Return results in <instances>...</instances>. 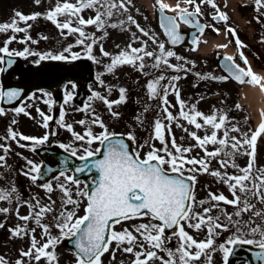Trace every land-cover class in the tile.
<instances>
[{
    "label": "snow or ice",
    "instance_id": "6c2138e0",
    "mask_svg": "<svg viewBox=\"0 0 264 264\" xmlns=\"http://www.w3.org/2000/svg\"><path fill=\"white\" fill-rule=\"evenodd\" d=\"M35 2L39 4L40 0H35ZM255 2L257 10L264 7V0H255ZM131 3L132 0H77V3L69 2V0H64L61 3L58 0L52 9L47 11L45 18L53 22L62 33L67 30L69 35H76V44L84 46L87 58L95 59L92 52L98 38L95 34L89 35L84 28L95 26L98 31H104L106 26L112 28L122 27L126 23L125 21L111 24L108 21L114 15L119 16L128 12ZM183 3L191 6L192 10H189L187 6L181 7L179 3L172 7L164 3L163 0H157L158 9L162 13L160 23L171 45H177L184 39L178 32V20L198 29L199 33L203 34L207 26L201 24L198 19L201 14V4L208 3L213 8L217 7L214 0H200V3H197L196 0H183ZM85 9H93L95 16L85 20L81 15ZM165 10L176 12L177 15H164ZM40 15V13L24 15L15 12L11 22L0 23V32L27 33L31 25L19 27V23L24 22L27 24L28 21H34ZM61 16L66 17V19L60 21L58 17ZM213 19L227 21L228 17L225 13L218 12V15L214 16ZM73 21H75L76 26H73ZM127 22L135 25L142 36L148 37L155 45V50L148 49V40H140L138 36L133 34L132 43L138 41L141 47H133L130 43L117 55L111 57V63L107 66V71L111 73L119 65H130L143 71L147 66L145 63L146 58L152 60L151 68L160 71V75L147 82L146 89L150 98L161 100L163 117L157 118L153 122V138L158 140L162 147L157 149L149 145L151 150L145 153L142 158L139 151L130 150L129 143L125 142L124 134L110 133L103 120L95 115H93L91 123L102 129L100 134H94L91 127H89L82 135L72 131V125H67L68 130L72 131L75 141L82 142V145L86 146L80 148L65 144L59 146L69 151L73 157L77 156L78 151L81 152L78 158L83 163L73 169V175H67L65 171H60L56 179L64 177L65 181L76 187V196L86 199V206L83 209L84 214L78 215L77 208L80 200L73 199L71 189L66 184L58 185L64 194L62 210L53 217L55 220L54 226L59 230L60 237H52L49 226L41 223L46 214L56 211L52 206L55 204L54 201L49 205H40L39 200L35 204H29L30 213L27 216H19L17 209L19 219L24 221L33 219L36 225L42 229L43 235L47 236L46 242L41 244L35 238V229H31L30 247L27 251L20 253L21 257L32 259L36 264H39L42 259L52 264L57 258L54 251H49V249L54 248L62 237L65 239L75 238L76 264H102V256L109 252V248L114 242L118 249L134 257L131 264H156L157 261L159 264H196L202 257L206 258L207 264H211L209 250L213 249L216 238L221 232H227L231 229L232 235L228 236L219 245V250L223 253V264H228L230 256L243 245H254L258 249L254 253V259L259 261L260 264H264V208L257 209L256 204L252 202L256 200L264 205V168L256 167V143L258 138L264 134V122L250 135L244 133L239 138L230 136V132H239V128L233 126L229 129L226 126L228 120L226 114L205 115L196 109L195 104L186 105L183 100H179L180 92L176 85L181 77L179 75L166 76L164 70L171 69L173 72L187 73L188 69L183 63L173 64L169 60V58H175L183 61L184 58L178 56L175 51L166 49L165 43L158 41L155 34H150L143 29L132 15H128ZM214 31L219 33V29H214ZM227 31L235 37L236 44L243 47L239 38L236 37L235 30L227 29ZM15 39V36H11L4 42V46L0 47V54H3L0 55V64L11 67L14 63L11 57L26 55H37L41 60L63 61L69 59L63 53H45L41 55L31 52L27 47L23 51H10L8 45ZM99 39H102V37ZM28 40H31V37L26 35L20 42L27 43ZM191 43L198 48L200 39L195 33L192 36ZM221 47L226 48L227 45ZM197 48L192 50L195 51ZM101 50L104 56L110 55L103 49ZM65 52L71 53V60L81 58L79 53L71 52V46L66 48ZM240 57L247 69L236 64L232 56L223 58L226 61L224 67L228 73L241 84H260L264 77L253 72L243 52L240 53ZM6 70V68L0 67V72ZM201 78L228 79L225 76L212 74L202 75ZM97 80L100 81L99 76H97ZM164 81H167V83H162ZM100 82L103 83V81ZM72 87L75 88V85L73 84ZM126 91V89L120 88L119 99L115 101L107 100L98 92H94L90 100L93 98L100 99L111 110L114 104L125 102ZM169 94L175 95L178 99L180 109L178 116H174L169 110L174 107L169 104ZM44 95L49 97L44 103L51 104V94L44 93ZM20 96V90L9 89L4 91L0 88V100L11 103ZM72 100L73 94L66 92L64 103L67 104ZM90 107V104H86L80 110L87 111ZM236 107L239 108L240 106L237 105ZM14 111L17 114L29 115L24 106L16 107ZM37 111L43 119V127L47 129L53 116L47 115L39 109ZM3 114H5V109L0 107V115ZM111 114L113 116L118 115L115 112ZM64 116L65 113L62 111L59 117L62 126ZM136 119L139 121L140 117L138 116ZM180 119L194 126L196 130L205 131L202 137L197 134V131L189 133L190 138L196 142L194 146L183 147L177 144L174 136H171L172 122ZM201 119L203 123L199 122ZM12 123H15V120ZM78 123L86 125L87 121L81 120ZM177 127L187 132L183 125L177 123ZM165 130L171 136V148H169L168 141L165 139ZM221 131L223 132L222 137L218 135ZM18 137L20 140L30 141L32 151L36 150L37 145H43L49 139L48 134L39 138L26 136L12 130L11 127L5 139H11L18 143ZM135 139V135L131 132L127 134L128 141H135ZM94 143H98L101 148L105 149L103 154H101V148L93 149L91 147ZM209 145L214 146V150L209 151ZM20 146L24 147V145ZM194 148L203 150L204 156L201 158L189 157L188 154ZM0 150L6 154L10 151V147L0 144ZM241 154L249 157L247 165L244 167H240L236 163V156ZM97 156H102V158L96 159ZM213 159H216L220 164V170H210V163ZM5 162L6 155H0V166H4ZM27 164L29 168L22 173L23 175L28 176L33 182L42 178L44 175L42 172L43 165L36 164L32 160H28ZM229 167L236 170L235 174H229L226 171ZM93 170L95 171V177L90 180V185L85 184L84 188L81 189V180L78 174L92 173ZM48 171L52 172L53 169H48ZM186 172L188 175H185ZM200 173L219 178L227 185L232 199H229L223 193L209 192L207 199L197 201L195 198V182L197 175ZM42 187L49 193L53 191L51 183H44ZM15 192V187L11 189L0 188V201L10 203ZM221 203L230 205L236 210L233 213H228L225 209L220 208ZM205 204L210 206L204 207ZM68 205L73 207L69 209ZM196 207L201 208L202 211H195ZM9 211L8 208H0V213L6 214ZM213 212L219 214L213 215ZM248 213H251V216L247 220L243 219V216ZM142 217H150L151 221L154 222L141 223L134 226L132 230L127 228L122 231L114 230L115 225L120 224L122 221ZM185 225L197 232L202 228H206V238L197 240L185 230ZM0 227H3V225L0 224ZM10 232L12 236L20 237L27 235L29 230L17 226ZM173 237L178 241L175 249L167 247ZM123 245L127 246L122 247ZM159 252H164L167 258L159 255ZM0 264H7L3 257H0ZM16 264H24L23 259L17 260Z\"/></svg>",
    "mask_w": 264,
    "mask_h": 264
},
{
    "label": "rangeland",
    "instance_id": "374dc122",
    "mask_svg": "<svg viewBox=\"0 0 264 264\" xmlns=\"http://www.w3.org/2000/svg\"><path fill=\"white\" fill-rule=\"evenodd\" d=\"M35 0H0V23H8L11 22V20L14 18V13L15 12H20L24 15H30L34 13H40L44 10H46L47 7H54L58 0H41L39 4L35 5L34 3ZM77 1V0H73ZM59 2L63 3L64 0H59ZM88 14L90 17L95 16V11L93 9H85L81 15ZM60 19V18H58ZM66 18L61 19L60 21L65 20ZM86 20V19H85ZM109 24L111 23H118L117 21V15H114L110 21H108ZM28 25H31V27L28 29L27 33H14L12 31L8 32H0V47L4 46V42L8 40L12 35L16 37V39L8 45L9 49H14L11 48L10 46L17 47L15 46L17 44V40L21 37L30 36L31 38L33 36L37 37L39 42L37 43H32L30 46L31 48L35 50H39L37 53L42 54L45 49L49 48H55L54 50H59L63 49L65 50L66 48H69L71 46L72 49H79L81 50L82 46L76 44L77 36L76 35H69L67 33V30H64L63 33L61 32L60 29L56 27L55 24H47L46 27H43L42 21L40 19H36L34 21H28L27 24L24 22L19 23V27H27ZM73 26H76L75 21H73ZM125 27V23L123 24L122 28H112V27H107L104 31H109L106 32L105 36V43H106V48L107 51L110 55L109 56H104L102 53H98L97 56H95L94 61H93V67L96 68L98 71L97 73L100 75L101 80H103V71L107 70V66L111 63V57L114 55H117V49H121L122 42L120 41V38L124 40L129 41V36H120L117 38L118 31L119 29H123ZM110 28V29H109ZM262 28V27H261ZM85 31L87 32H101L98 31L95 26H87L84 28ZM261 35H263L264 31H259ZM262 39V38H261ZM118 40V42H117ZM161 40L158 39V41ZM34 41V40H33ZM53 41L55 42V45L53 44ZM139 43V42H137ZM153 47V46H152ZM154 48V47H153ZM170 50L175 51L178 53L179 51V46L176 47H169ZM71 52H74L71 50ZM64 53L70 57V52H65ZM209 54V52L207 53ZM188 56L187 59L185 60L186 64H192L195 63L197 67H200L202 69H209L212 67L213 63L212 62H205L200 60L199 56L196 53H193L191 56L190 53H185V56ZM185 56H183L185 58ZM37 59L39 56H32L31 59ZM173 64H181L183 61H179L176 59H171L170 61ZM146 63V68L141 71L137 67L130 66V65H119L116 67L115 70L112 71V75L117 79V82L108 84V78L106 80L105 78V84L103 86H99V88L102 90L103 96L109 100V101H115L116 98L117 100L119 99L120 88L126 89V102L113 105L111 110L107 108L105 103L100 100L96 99L95 105L91 104V107L89 108V114L94 113L95 111L98 112L97 110L103 109L102 115L104 116V119L106 120L105 126L107 129L111 128H116L117 130H129L133 131L135 133H140L142 131H146V134L148 136V141L141 142L139 143V148L140 150L144 153L145 151L143 150L144 148H148L149 145L154 146L155 148L159 149L161 148L159 141L155 140L153 138V127H151L152 122H154L157 118H162L163 116V111L161 108V100L157 98L156 100H153L152 98L149 97L147 89H146V84L147 80L153 79L156 74L155 69L151 68V63L152 60L150 58H146L145 60ZM188 69V68H187ZM189 70V69H188ZM160 74V71H158ZM145 74H148L146 77ZM164 74H168V76L172 75H179L181 78L177 82V88L179 89L180 96L179 100H183L186 105H199L200 108L204 110H208L209 108L216 109V107L219 106L220 100H224L227 103L233 104L235 100V96H233V90H239L240 93L243 95V89L241 87H237L235 85H231V83L227 81H222L224 82V86L228 88L230 91L229 94L223 95L222 97H214L215 95H219L221 93L220 89L215 88V86H211L210 84H207L200 79L194 78V76L190 73H184L181 72H173L171 69H165ZM144 83V85H143ZM103 84V83H102ZM107 85V86H105ZM238 94V97L242 98V95ZM234 98V99H233ZM171 105H173V111L171 108L169 109L174 116H178L179 113V103L178 99L175 95H172L171 98ZM218 99V100H215ZM260 100V99H259ZM260 102V101H259ZM146 103V104H145ZM145 104V105H144ZM222 106V105H221ZM237 105H234V111L238 112L239 108L236 107ZM263 105L260 103L258 106L259 110L262 109ZM147 109V110H146ZM107 110V111H106ZM118 113V115L113 116L111 113ZM222 112H225L226 114V108L225 110H222ZM253 116L255 119L258 118L257 113L255 110H252ZM243 113H245V110H243ZM101 116V117H103ZM140 117V120L138 121L136 117ZM260 117L264 119V114H260ZM117 120V124H115ZM81 120H77L75 118V123H77V127L73 128L74 132H77L79 127L82 125L79 124L78 122ZM167 123V121H165ZM177 123L181 124L184 126V128L187 129V132L183 131L180 127H177ZM107 124L109 126H107ZM246 124H244L245 126ZM194 126H191L187 124L186 121L180 119L176 122H172L171 124V136H174L176 139L177 144L182 145L183 147H189V146H194L196 142L192 140L189 136V133L191 132L190 130L193 129ZM98 129V126H97ZM83 132V129L79 131V134ZM97 132V130L95 131ZM99 133V131H98ZM171 136L168 134L167 130H165V137L167 138L169 148H171ZM165 138V139H166ZM150 149V148H149ZM147 152V151H146ZM189 157H195L197 155V148H194V150L188 154ZM201 157L204 156L202 153L200 155ZM241 155L236 156V163L241 167L242 161H241ZM218 163V162H214ZM188 167V166H186ZM213 170V169H212ZM203 175V176H201ZM209 179V174H204L201 173L198 178V184H197V200L199 197H202V195H206L208 192V187L210 183H214L217 185L216 180H208ZM208 180V181H207ZM59 184H66L67 187L71 189L73 199H79L80 204L77 208V213L78 215H83V209L86 206V199L84 197H77L76 192L77 189L76 187L70 186L71 184L65 181V179H61L59 183L53 185V191L52 192H47L44 188H41L37 185L36 188H32L30 190L31 196H23L21 194L20 189L22 190L23 188H29L28 185L25 184H20L17 185L16 192L13 193L11 202H19L21 204L22 202L25 205V208L27 211L30 210L29 204H35L37 200H39L40 205H49L53 201L55 202L54 206L57 207V214L62 210V199L64 197V194L61 192L59 189L58 185ZM82 185V184H81ZM80 185V187H81ZM7 203H9L7 201ZM38 210V209H37ZM52 213L46 214L42 221L45 223L50 224L53 226L52 229H50V235L52 237H60V232L58 229L55 228V220L54 216L52 217V223H50L49 218L52 216ZM244 219V217H243ZM41 221V222H42ZM154 221H150L144 217L142 218H137L129 221H122L120 224L115 225L114 230L115 231H122L123 229H129L132 230L134 226L144 223H150ZM11 224L12 221H11ZM43 224V223H42ZM33 226H37L34 220L32 219V224ZM33 226H27L29 230L28 235H22L20 237L12 236L10 233V238H6L11 241L10 247H12L15 243V241H20L18 244L14 246V251L18 248H26L28 244H31V229H33ZM186 226V225H185ZM26 228V229H27ZM185 230L187 228L185 227ZM193 237L194 234L191 231H188ZM135 234V233H134ZM197 236H202L198 233H196ZM207 234H204L203 237H206ZM220 236V235H219ZM216 239L215 245L213 246V249L210 251L211 253V264H222L223 263V253L221 250H219V245L223 243V241L219 238ZM202 237V239H203ZM35 238L40 241V243H44L47 240V236L43 235L42 229L39 227V230H35ZM195 238V237H194ZM139 239V237H138ZM127 245H123L122 247H126ZM171 246V245H170ZM216 247V248H214ZM172 249H175L173 247ZM137 251L139 250L138 248L136 249ZM56 255V261H53L52 264H76V259H75V252H72L65 247H61L56 249L54 252ZM113 253H114V258H113ZM161 256L166 257V254L162 255V252L158 253ZM133 256L131 254L124 253L122 250L118 249L115 245V242L110 246L109 252L105 253L102 256V264H121L120 262L127 261V263H122V264H129L128 261L131 260ZM29 259V258H26ZM24 260V264H36V262L32 259L29 260ZM45 259H42L39 264H43ZM46 263L49 264V262L46 260ZM156 264H159L157 261ZM196 264H207L206 258L202 257L200 261H197ZM237 264H244L242 261L237 262Z\"/></svg>",
    "mask_w": 264,
    "mask_h": 264
},
{
    "label": "flooded vegetation",
    "instance_id": "af4514ba",
    "mask_svg": "<svg viewBox=\"0 0 264 264\" xmlns=\"http://www.w3.org/2000/svg\"><path fill=\"white\" fill-rule=\"evenodd\" d=\"M197 3H200V0H196ZM216 8H213L211 4L203 3L201 4V14L199 15L198 19L205 23L207 26L205 28L204 33H208L210 31L209 29V22H212L213 24H222L224 28L226 26H233L235 29L236 37L239 38L240 42L242 43L243 47L246 53H250V48H254L255 46L252 45V41L254 40V37L257 36L256 34L252 33V40L249 38L251 37L248 32V23L251 22L253 24H256L259 21H264V7H260L259 10H257L256 2L255 0H214ZM189 7V9H192L191 6L185 5ZM234 9L236 10V13H238L243 19H245V24L242 25L239 23V20L236 18L234 14ZM216 11L223 12L227 15L228 19L227 21H220V20H214L211 16ZM132 15L138 16L135 21L139 23V25L148 31L150 34H155L157 30V27L154 26L152 21L150 20V13L147 11V8L145 6H142L137 0H132L131 5L128 7V12L123 13L122 15L117 16V21H125L126 24L131 26L133 24L127 22V17L125 18V15ZM157 24V23H156ZM188 32V31H187ZM137 34H141L140 32H136ZM230 33V42L236 45L235 37H233L232 33ZM135 34V32L133 33ZM202 36V35H201ZM259 36V35H258ZM264 37V35H263ZM202 37H200L201 39ZM146 39L149 40L148 37ZM238 46V45H237ZM263 46V44H262ZM259 47V46H258ZM258 47L256 48V52H258ZM238 53H241L238 51ZM237 56V55H236ZM240 57V55L238 54ZM237 56V59H238ZM213 57L215 58V62L217 60V54H214ZM235 59V57H234ZM87 62V59H84ZM218 61V60H217ZM242 61V59L240 60ZM88 65V62H87ZM89 66V65H88ZM217 67L216 64H214L211 68L212 72L215 73V68ZM14 79H22L24 80L27 78V72L24 70L23 67H19L17 71L14 73L13 76ZM75 85V88L72 87V85ZM79 88V85L74 82H66L61 86L60 91L58 92L57 96H53L51 93V104H45L44 101L49 99L48 96H46L44 101L34 102L32 98H26L24 99L17 107L24 106L25 111L29 113V115H25L23 113L17 114L15 113L14 107L9 113H5L3 115H0V144H3L5 146L10 147V151H8L6 154L0 150V155H6V162L4 166H0V185H20V184H40L43 185L44 183H54L56 178L50 179L49 181L40 182L36 181L33 182L28 176L23 175L22 173L27 171L29 168V165L27 164L28 160H32L34 163L39 164V159L37 158L35 151H32V144L30 141H24L18 139V144H16V141H12L11 139H5V137L8 136V130L11 127L12 130L16 132H21L28 136H35V137H43L45 134L49 135V139L45 144H51L54 142H59L61 144L65 145H72L73 146V135L72 131H69L67 128V125H72L73 122V116H74V106L72 101L65 104L64 98L66 92H71L73 89ZM94 92L90 89L88 90L87 94L85 95L83 101V105L81 106V109L84 108L86 104H90L95 98L90 100V97H92V94ZM37 109L40 111H43L47 115L53 116V119L49 121V127L46 129L43 127V119L38 114ZM65 113L64 116V123L63 126L60 122V114L61 112ZM85 112H88L85 111ZM88 115V114H87ZM15 120V123H12ZM55 133V134H53ZM20 145H24V147H21ZM44 145V144H43ZM41 146L37 145L36 147ZM249 160V157L247 155H244V161L242 162V167L247 165V162ZM256 167L257 168H264V146H258L256 144ZM60 178V177H59ZM197 184L195 185V190L197 188ZM195 198H197L195 196ZM207 195H202V197H199L197 201L207 199ZM256 202V206H259V209L264 208V205L260 204L258 201L253 200L252 202ZM6 203V201H5ZM210 205L205 204L204 207H209ZM221 208V206H220ZM224 209V208H222ZM225 210L228 213H233V208L230 205H227V208ZM197 212L202 211L201 208L197 207ZM219 213L213 212V215H218ZM19 216H26L25 214H20ZM24 221V220H21ZM26 222H29L26 221ZM0 224L3 225L1 229L3 231L9 230V214H5L4 217L0 216ZM202 230H206V228H202ZM7 243V242H2ZM9 247L8 246H0V257H3L4 260L7 262V264H10V256H9Z\"/></svg>",
    "mask_w": 264,
    "mask_h": 264
},
{
    "label": "water",
    "instance_id": "95a60500",
    "mask_svg": "<svg viewBox=\"0 0 264 264\" xmlns=\"http://www.w3.org/2000/svg\"><path fill=\"white\" fill-rule=\"evenodd\" d=\"M54 63H56V61L49 59V60L44 61L40 66H38L36 69H34L32 73L36 74V77H35L36 79L33 82H31L29 85H27V87L29 89L31 87H42L45 85H47V86L50 85L49 87H51L54 83H59L63 79L70 77L69 74L74 76L75 74H79L80 72L82 74L84 73V71L82 69H80L77 66V64H75V63H73V64H69V63L67 64L66 62L56 63L59 66V68H55L53 65ZM79 69H80V71H79ZM4 81H5L6 85L9 84L7 78H4ZM23 87H25V86H23ZM25 89H27V88L25 87ZM125 142H126V140H125ZM130 150H132L131 146H130ZM99 158H102V156ZM48 159L51 160V158H49V157H48ZM72 159H73L72 160V165H73L72 168L73 169L76 166H79L80 164L83 163L82 161H80L79 159H76L74 157ZM92 173L95 174V171L93 170ZM87 174H89V173H87ZM78 175H82V174H78ZM74 240H75V238H69L67 240V242L70 243L75 248ZM257 250L258 249L256 247H247V246L243 245L242 247L237 248L235 250V253L232 256L235 257L238 255H244L249 264H260L259 261H256L254 259V253Z\"/></svg>",
    "mask_w": 264,
    "mask_h": 264
},
{
    "label": "bare ground",
    "instance_id": "6f19581e",
    "mask_svg": "<svg viewBox=\"0 0 264 264\" xmlns=\"http://www.w3.org/2000/svg\"><path fill=\"white\" fill-rule=\"evenodd\" d=\"M221 40H215L214 43H217ZM213 43V42H211ZM210 47V44H209ZM261 77H264V70L261 71ZM262 85H264V80L261 81L260 84H256L254 86H252V88H250L248 85V87H244L243 89V93H244V97L246 98V100L249 102V104L251 105H255V104H262L264 106V97H262V95L264 96V87H262ZM258 98L260 99L258 101ZM256 99V100H255Z\"/></svg>",
    "mask_w": 264,
    "mask_h": 264
}]
</instances>
